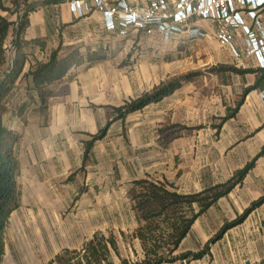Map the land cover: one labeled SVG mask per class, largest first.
<instances>
[{"label":"crops","instance_id":"1","mask_svg":"<svg viewBox=\"0 0 264 264\" xmlns=\"http://www.w3.org/2000/svg\"><path fill=\"white\" fill-rule=\"evenodd\" d=\"M53 1L55 0H27V3L39 7L36 8L35 12L33 11L29 18V33L27 27L25 37L43 41L44 47L43 50L36 46L28 48V57L23 72H27L34 62L44 61L48 53L59 45L63 49L78 48L81 52L100 50L105 53L106 58L89 68L82 66L76 70V73L51 85L49 87L51 97L45 111L39 109L38 98L36 93L30 89L28 78H19L6 97L2 123L4 127L19 135L15 147L18 207L11 213L4 231L5 253L2 264L7 261L6 254L9 244L12 245L13 257L7 264H45L60 249L68 248L72 244L82 245L95 233L104 235L112 233L117 241L116 234L118 232L123 233L130 228L132 231L138 226L137 216L132 210L131 202L127 196L130 183L139 179L165 183L145 175L133 177L128 181L126 189L120 192L123 198L121 204L117 200L103 206L100 176L95 177V173L86 175L80 170L83 160V142L92 136L89 135L88 138L84 139L81 132H94V118L99 115L95 114L89 105L88 108L84 109L67 110L65 103L80 102L90 97L95 98L93 100L96 101L97 99L100 100V91L96 92V90L100 88L105 76L96 73L95 69L105 67L115 52L126 51L128 44H134L138 36H147V38L157 40L163 45L173 43L177 49L182 48L179 43L189 42L186 36L184 34L179 37L174 36L168 41H164L155 32L146 35L145 32L134 29H129L125 35H120L118 31L105 30L101 15L94 8H91L83 17H78L69 11L68 4L71 0H57V3H53ZM125 1L130 6L142 4V0ZM103 2L113 5L118 0H103ZM256 18L264 30V11L257 14ZM245 22L251 26L253 21L245 18ZM193 25L207 33L205 39L193 42L197 48H202L201 51L207 55V64H217L219 65L217 68L232 67L238 70L240 63L243 70L238 71H246L243 74H234L225 70L218 73L210 71L221 81L220 84L226 85L225 81L228 80L226 76L234 75L240 79L242 91L253 86L262 69L258 67L252 56L244 53L243 31L235 30L232 32V46L240 54L242 60V62H236L237 59L234 58L229 48L220 46L214 39L213 25L204 21H194ZM30 29L31 32L34 31V35L30 33ZM228 64H232V66ZM191 84V82L184 84L159 103L178 96H184V99L182 98L184 102L189 100L185 94L192 93L196 89ZM262 91H264V80L258 88L248 92L243 97L242 102L248 104L251 95H253L255 102H257V108L259 107L261 110L264 108V102L260 99ZM54 100L57 102L56 105H54ZM181 103L175 102L171 107L172 110L174 111ZM82 116H86L87 119L80 118ZM223 117L225 115L221 118ZM221 118L220 125L215 126V128L222 127L229 120L221 124ZM182 128L184 129L177 133L176 138L167 147L161 146L158 141L162 150H166L177 142L181 131L188 129ZM78 132H80L79 135ZM86 178L93 180L94 187L84 188ZM190 181L192 184L189 187L193 189L182 192L175 189L176 192L182 194L196 193L208 186L224 182H212L201 186L200 184L204 183L201 178L193 177ZM106 193L108 198H112L116 191L109 190ZM226 197L220 199L205 214L195 220L190 231L179 244L176 255L200 250L216 234L219 229L212 236L208 235V230L214 223L221 221L218 215L220 210L218 209L221 206V210L225 209L224 206H227V203H220L225 201ZM226 211L232 212L229 206ZM129 221L131 225L127 224ZM221 225L222 223H219L217 227ZM225 235L224 233L220 241H224ZM224 247L223 255L215 256L213 253L214 245H211L209 255L201 260L176 261L171 264H250L249 261L243 259V257L246 258L245 254H242L243 257H231L233 252L229 246ZM262 261L261 263L264 264Z\"/></svg>","mask_w":264,"mask_h":264},{"label":"rangeland","instance_id":"2","mask_svg":"<svg viewBox=\"0 0 264 264\" xmlns=\"http://www.w3.org/2000/svg\"><path fill=\"white\" fill-rule=\"evenodd\" d=\"M3 1L5 7L16 12L14 15L0 12L2 17L11 22L18 20L24 13H27L29 22L33 11L39 7L27 3V0ZM33 32L30 29V33ZM150 39L138 36L134 44H128L126 51L115 52L105 67L95 69L96 73L105 76L96 90L100 91V100L90 97L80 102L65 103L67 110L84 109L89 105L99 115L94 118V132H81L84 139L97 133L109 122L105 138L94 144L82 172L100 176L102 201L103 206H106L111 201L122 203L120 192L126 189L133 177L145 175L162 180L182 192L193 189L189 187L193 177L204 181L201 186L222 182L234 171L252 163L253 167L241 186L236 187L220 203H227L225 209L216 207L220 210L218 215L221 221L214 223L208 230V235L212 236L224 224L238 220L246 210L252 208V204L264 198V108H257L255 97L251 95L249 103L242 102L234 117L222 127L215 128L220 125V118L229 114L240 100L243 92L240 79L229 75L226 76V85L220 84L215 74L210 73L211 69L219 65L207 64V55L193 43L181 42L179 46L182 48L177 49L173 43L163 45ZM238 61L242 62L241 59ZM239 68L243 70L241 66ZM185 74H197L191 82L195 91L185 94L189 100L184 102V96L172 97L131 114L124 121L112 116L111 108L149 92L161 82ZM53 102L57 104L55 100ZM175 102L182 103L173 111L171 107ZM80 118L87 119L86 116ZM174 124L188 129L181 131L177 142L162 150L158 143V130ZM90 186L94 187L93 180L86 178L84 188ZM109 190L116 191L114 197H107L106 191ZM228 206L232 212L226 211ZM219 223L222 225L217 227ZM127 224L131 225L130 221ZM130 229L116 234L119 256L111 255L114 264H118L119 259H126L129 264L140 259V246L133 234L136 228ZM225 234L223 242L220 239L213 244L215 256L223 255L224 246L228 245L233 252L231 257H243L242 254H245L246 258L243 259L250 264H262L264 203L252 208L241 223L228 229ZM80 246L72 244L64 249L78 250ZM6 256L5 264L13 257L11 244Z\"/></svg>","mask_w":264,"mask_h":264},{"label":"trees","instance_id":"3","mask_svg":"<svg viewBox=\"0 0 264 264\" xmlns=\"http://www.w3.org/2000/svg\"><path fill=\"white\" fill-rule=\"evenodd\" d=\"M57 2V0L53 1V3ZM0 12L9 15L16 13L5 7L3 0H0ZM26 17L27 13H24L18 20L11 22L0 15V264H2L5 253L4 231L11 213L18 207L15 147L19 135L4 127L2 123L6 97L19 78H28L30 89L36 93L38 98L39 109L45 111L51 97L49 91L51 85L76 73V70L82 66L89 68L106 58L105 53L100 50L81 52L78 48L63 49L59 45L48 53L44 61L34 62L27 72H23L28 57V48L36 46L43 50L44 47L43 41L25 37L28 27ZM221 70L234 74L246 73V71L240 72L232 67L211 69L210 71L218 73ZM196 76L197 74H185L161 82L149 92L125 101L119 107L111 108L112 116L124 121L127 116L141 112L149 105L161 102L184 84L194 81ZM262 80H264V69L261 70L254 85L243 90L235 108L221 118V124L234 117L238 107L242 104L243 97L258 88ZM107 125L83 142V160L80 170H83L94 143L105 137ZM182 129L184 128L177 125L159 129L161 146L167 147ZM252 167V163L246 164L241 169L234 171L226 181L190 194L177 193L171 185L148 179L132 181L127 196L131 202L132 210L137 216L138 226L133 234L138 240L141 255L139 261L133 264L192 262L209 255L211 245L220 240L228 229L241 223L252 208L264 203V198H260L258 202L252 204V208L246 210L238 220L224 224L200 250L187 251L178 255L175 253L195 220L205 214L220 199L228 196L236 187L241 186ZM112 254L119 256L115 236L112 233L107 235L95 233L78 250L62 249L45 264H114L111 260ZM118 264L129 263L126 259H119Z\"/></svg>","mask_w":264,"mask_h":264},{"label":"built area","instance_id":"4","mask_svg":"<svg viewBox=\"0 0 264 264\" xmlns=\"http://www.w3.org/2000/svg\"><path fill=\"white\" fill-rule=\"evenodd\" d=\"M68 8L78 17L94 8L107 31H118L120 35L129 29L146 35L155 32L164 41L183 34L191 43L205 39L207 33L193 25L194 21H204L214 26V39L228 47L236 59L240 54L232 46V32L242 30L246 54L264 69V30L256 18L264 11V0H142L138 6H130L125 0L113 5L103 0H71ZM245 18L253 21L251 26Z\"/></svg>","mask_w":264,"mask_h":264},{"label":"water","instance_id":"5","mask_svg":"<svg viewBox=\"0 0 264 264\" xmlns=\"http://www.w3.org/2000/svg\"><path fill=\"white\" fill-rule=\"evenodd\" d=\"M260 99L262 100V102H264V91L261 92Z\"/></svg>","mask_w":264,"mask_h":264}]
</instances>
